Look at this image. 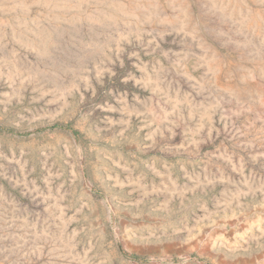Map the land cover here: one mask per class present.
Here are the masks:
<instances>
[{"label":"rangeland","instance_id":"rangeland-1","mask_svg":"<svg viewBox=\"0 0 264 264\" xmlns=\"http://www.w3.org/2000/svg\"><path fill=\"white\" fill-rule=\"evenodd\" d=\"M0 128V264H264V0H0Z\"/></svg>","mask_w":264,"mask_h":264},{"label":"trees","instance_id":"trees-1","mask_svg":"<svg viewBox=\"0 0 264 264\" xmlns=\"http://www.w3.org/2000/svg\"><path fill=\"white\" fill-rule=\"evenodd\" d=\"M57 127H60V126L59 125H53L51 128H57ZM60 128L68 129V127H63V126H61ZM0 132L12 133L13 131L10 129L0 128ZM74 134H75V132H74Z\"/></svg>","mask_w":264,"mask_h":264}]
</instances>
